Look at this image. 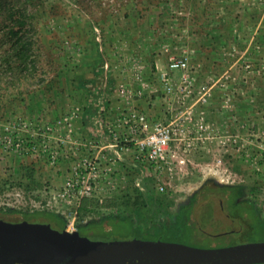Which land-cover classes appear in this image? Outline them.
<instances>
[{"label": "rangeland", "instance_id": "obj_1", "mask_svg": "<svg viewBox=\"0 0 264 264\" xmlns=\"http://www.w3.org/2000/svg\"><path fill=\"white\" fill-rule=\"evenodd\" d=\"M33 8L37 73L22 83L0 78V208L46 211L68 224L77 208L62 197L69 180L91 190L66 228L77 231L126 215L102 205L133 179L135 188L148 182L164 199L160 221L166 217L175 230L183 207L207 184L212 190L193 210L195 230L171 242L201 249L264 242L231 221L214 189L247 186L240 200H251L264 220V97H256V86L264 90V37L256 39L264 0H38ZM215 19L231 22L232 35L223 26L219 51H202L214 41ZM256 48V60L242 63ZM178 61L185 66L171 68ZM140 117L148 130H173L157 163L134 144ZM87 200L99 207L80 214ZM208 206L212 218L204 224ZM120 227L86 237L135 238Z\"/></svg>", "mask_w": 264, "mask_h": 264}, {"label": "trees", "instance_id": "obj_2", "mask_svg": "<svg viewBox=\"0 0 264 264\" xmlns=\"http://www.w3.org/2000/svg\"><path fill=\"white\" fill-rule=\"evenodd\" d=\"M38 0H0V27L3 29L0 36V78H10L11 83H16L34 78L39 65L36 50L39 48V41L36 38V29L33 22V12L35 3ZM205 15V12H204ZM203 16L195 17L194 22L199 23L203 20ZM202 18V20H201ZM215 34L213 35L214 41L209 42L210 49H205L200 46L202 51L215 53L222 47L220 45L223 40L225 41V33L221 31L225 26L227 33L232 35L231 22L227 21V25L221 19L214 20ZM203 31V26L201 27ZM224 30V29H223ZM257 42L260 43L264 37L263 30H259ZM205 37L210 38L212 35L205 34ZM220 43V44H219ZM218 45V46H217ZM262 47V46H261ZM260 47V48H261ZM259 48V47H258ZM256 48L249 50L244 56L242 63L247 62L248 59L256 60ZM259 48V49H260ZM199 49V50H200ZM218 54V52H217ZM257 78H251V80ZM257 82V81H256ZM258 84H260L258 82ZM258 91L256 97H264V90L262 85L256 86ZM8 89V88H7ZM54 90L53 86H47V92L51 93ZM56 94H58L56 90ZM259 101L253 102L254 106L252 111L257 109ZM247 109V106L243 107ZM254 112V111H253ZM143 191L134 187V180H130V185L121 192L120 195L113 199L106 201L103 207H115L122 209L126 215H117L115 217H103L97 221H93L87 225H81L77 231L80 235L86 236L87 234L96 233L98 229H107L112 227L127 226L134 234L135 238L140 235L146 237H153L150 241H166L171 242L176 239H184L188 237L191 232L195 230V220L192 217L193 208L199 205L200 197L205 193L212 190L207 184L202 187L197 193L193 195L190 203L183 207L179 216L177 217V228L172 230L170 220L166 217L160 221L163 215L164 199L160 198L148 182L143 184ZM208 189V190H207ZM219 192L221 206L225 212L231 216L234 221L239 220L242 224H247L249 233L253 235L264 236V220L259 217L254 203L249 199L240 200L246 193H248L247 186L239 185H225L214 187ZM99 207L96 200L84 201L80 209V214H90ZM208 216L211 215V206L207 207ZM0 219L10 222H20L23 220L29 222L48 223L51 226H57L55 229L64 230L65 223L58 216L46 211H21L14 209L0 208ZM207 218L203 220L205 223ZM248 236V234H246Z\"/></svg>", "mask_w": 264, "mask_h": 264}, {"label": "water", "instance_id": "obj_3", "mask_svg": "<svg viewBox=\"0 0 264 264\" xmlns=\"http://www.w3.org/2000/svg\"><path fill=\"white\" fill-rule=\"evenodd\" d=\"M0 264H264V242L201 249L136 238L95 241L48 223L0 219Z\"/></svg>", "mask_w": 264, "mask_h": 264}, {"label": "built area", "instance_id": "obj_4", "mask_svg": "<svg viewBox=\"0 0 264 264\" xmlns=\"http://www.w3.org/2000/svg\"><path fill=\"white\" fill-rule=\"evenodd\" d=\"M170 66L171 68L184 67L185 63L178 61L172 63ZM139 120L141 125V129L139 130L140 138L134 142L135 146L139 148L142 153H144L146 160L150 161L151 163H157L158 160H163L168 154L169 143L172 139L173 130L168 125H157L152 130H148V126L142 122L143 117H140ZM78 171L81 172L80 169ZM79 177L83 178V176L80 175ZM77 186L78 184H73L72 181L68 180L64 186L62 197H66L68 203H72L74 201L76 207L78 208L80 200L83 197L90 196L91 190L90 187L84 186L83 188H77L76 190L75 187ZM160 191H162V188H160ZM53 199H55V197H53ZM77 208L73 212L69 213L71 218L70 222L65 224V229L68 228V226H73Z\"/></svg>", "mask_w": 264, "mask_h": 264}, {"label": "flooded vegetation", "instance_id": "obj_5", "mask_svg": "<svg viewBox=\"0 0 264 264\" xmlns=\"http://www.w3.org/2000/svg\"><path fill=\"white\" fill-rule=\"evenodd\" d=\"M195 208H193V210H194ZM207 210H208V208H205L204 209V212H203V214H204V217H203V219H202V221L204 220V219H206L207 218V221H209V219H211L212 218V210H211V208H210V210H211V215L210 216H208V215H206L207 214ZM223 210H224V208H223ZM182 211V210H181ZM193 212V211H192ZM192 217H193V219H194V215H193V213H192ZM229 217H231V216H229ZM206 221V222H207ZM233 223H242V222H240L239 220H236V221H234L233 219L231 220ZM206 222L204 223V224H206Z\"/></svg>", "mask_w": 264, "mask_h": 264}]
</instances>
